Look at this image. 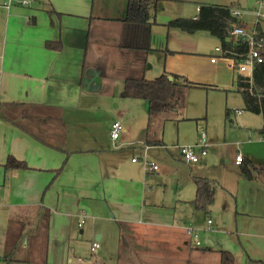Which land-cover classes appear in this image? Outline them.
Segmentation results:
<instances>
[{"label":"crops","instance_id":"obj_1","mask_svg":"<svg viewBox=\"0 0 264 264\" xmlns=\"http://www.w3.org/2000/svg\"><path fill=\"white\" fill-rule=\"evenodd\" d=\"M173 1L186 0H158L149 12L153 26L146 53L120 47L128 0H33L28 7H0V105L23 104L60 118L66 127L60 151L0 117V264H112L114 251L101 250L107 241L117 254L124 245L133 264H219L222 251L236 264H264L262 126L210 138L207 155L194 165L182 161L176 145L173 158L188 165L187 178L176 183L173 196L158 198L152 188L145 190L151 174L168 172L169 150L164 143L146 145L147 104L121 98L125 79L166 74L204 85L188 77L187 33L167 30L159 15L178 19L167 13ZM195 4L187 19L197 16L200 4L229 6ZM216 48L210 66L222 59ZM182 112L170 121L183 120ZM241 114L226 108L225 121L232 124ZM116 121L122 133L113 141L110 128ZM159 121L149 137L159 138ZM49 125L54 123L43 130L57 138ZM201 133L208 136L206 129ZM238 153L244 157L239 166ZM10 156L27 169L5 170ZM145 160L158 170L147 171ZM246 163L251 178L242 174ZM194 178L213 182L207 212L190 204ZM81 220L83 227L89 222L84 231ZM77 236L99 248L91 254L89 247V257H82L73 245ZM6 255L12 261L5 262Z\"/></svg>","mask_w":264,"mask_h":264},{"label":"trees","instance_id":"obj_2","mask_svg":"<svg viewBox=\"0 0 264 264\" xmlns=\"http://www.w3.org/2000/svg\"><path fill=\"white\" fill-rule=\"evenodd\" d=\"M158 0H128L124 23L121 48L133 49L146 53L149 51V36L153 23L149 22V12L156 8ZM235 5L223 7L212 4H200L197 16L194 19L178 18L168 21L164 27L177 29L187 34L206 32L216 38L224 56L231 57L232 54H243L247 51L245 44L229 40V32L237 20L231 16ZM259 37L264 38L262 26H257ZM132 42V43H131ZM59 46L57 45L56 48ZM169 76L162 74L154 79L148 80L143 77L126 78L124 81L121 98L141 100L147 104L148 126L146 145L163 146L161 132L159 138L149 137V132L157 121H170L176 119L187 104V93L192 88H207V86L189 82L186 78L177 75ZM253 87L251 93H241L244 110L262 118V128L258 131L264 134V64L256 67L253 73ZM0 117L8 122L18 125L25 132L38 140L50 145L57 150L64 151L66 127L62 120L52 115H40L30 107L23 104H2L0 105ZM227 117V112H226ZM49 125L51 132L57 134L54 138L46 129ZM58 123V124H56ZM5 170H25L26 164L14 157H8L3 165ZM250 163L242 166V174L251 178L249 172ZM195 196L190 204L195 210L207 212L213 203L214 186L213 182L204 178H194ZM219 264H236L234 256L227 252H220ZM5 262L12 261L9 255L3 257Z\"/></svg>","mask_w":264,"mask_h":264},{"label":"rangeland","instance_id":"obj_3","mask_svg":"<svg viewBox=\"0 0 264 264\" xmlns=\"http://www.w3.org/2000/svg\"><path fill=\"white\" fill-rule=\"evenodd\" d=\"M196 2H199V0L173 1L167 13L176 16L175 18H188L186 16H191L190 14L194 6H196ZM209 2L229 6L234 4L235 9L241 12H247L253 6V0H209ZM180 13L184 15L177 16ZM161 14L160 12L159 15L163 17L164 23H167L171 19V17ZM159 15H157V18H161ZM241 17L242 23L253 24L254 19L250 14L243 13ZM262 28L264 30V24ZM187 35V49L192 53L186 57L185 66L188 71V77L193 81L207 85V88H192L189 90L187 93V106L181 113V116L179 115L183 120L162 121L161 119L159 121L161 139L168 147L169 153H166V155L171 165L163 164L167 167L168 171L165 176L162 177L161 173L159 175L156 173L151 174L148 181L150 185H145V190L148 187L152 188L155 193H158V198L161 197L159 196L161 194L165 197L173 196L176 183L178 181L182 182L187 178L189 173L188 165H183L173 158L176 154L174 149L176 145L186 147L195 143L204 129L207 130V139L209 141L210 138L221 137L224 131H228L227 134L229 135H235L242 127L257 132L262 126V118L260 116L244 111L241 93L231 90L233 72L227 67L226 61L220 59L217 66L209 65L208 57L214 53L215 47H219V41L206 32H196ZM216 55L221 56L220 54ZM153 57L157 56L153 54ZM226 108L231 111L239 109L242 111V114L237 118L232 117L233 123L231 124L228 120L225 121L224 112ZM196 125L202 128L198 133H196ZM232 129H235L234 132L230 131ZM229 135L227 136V142L231 141ZM133 156L137 158L138 154L135 153ZM88 223L87 221L85 226H82L83 231L88 228ZM121 242H123L122 239L119 240V243ZM90 244V239L85 236H83V239L77 236L73 242V245L77 247V254H80L82 257H89ZM101 250L107 255L114 251L113 256L115 257L112 256V264H133L134 262L133 258H128L126 253L129 250L125 249L124 245H121L118 254L116 253V249L110 248L108 241ZM119 256L123 259L122 261L118 259Z\"/></svg>","mask_w":264,"mask_h":264},{"label":"built area","instance_id":"obj_4","mask_svg":"<svg viewBox=\"0 0 264 264\" xmlns=\"http://www.w3.org/2000/svg\"><path fill=\"white\" fill-rule=\"evenodd\" d=\"M33 0H3L0 7L8 11L15 4L21 7H28ZM250 14L254 21L252 25L241 22L242 14ZM231 16L237 20V24L233 25L229 32V40L233 42H240L247 46V51L243 54H232L231 57L224 56L221 47H217L215 51L221 55V58L226 61V65L233 72L231 79V90L238 93H251L253 83V73L256 67L264 64V38L259 37L257 26H263L264 24V0H253V6L251 10L247 12H241L240 10L233 9ZM264 35V30L262 29ZM215 58L211 59V62H215ZM236 114H240V111H235ZM122 133V125L116 121L111 125L110 137L113 141L119 139ZM208 140L206 133H201L197 143L193 146L179 147L178 152L182 161L189 165L198 164L202 157L207 155ZM243 155L238 153L235 156V164L241 165L244 161ZM132 162H136L133 159ZM145 167L149 172H156L158 167L153 162L144 161ZM83 220L78 224L81 228ZM210 225V221H207ZM190 234H193L190 232ZM196 239V235H191ZM199 243L195 241V246ZM99 248V243L93 242L90 246V253L93 254Z\"/></svg>","mask_w":264,"mask_h":264},{"label":"water","instance_id":"obj_5","mask_svg":"<svg viewBox=\"0 0 264 264\" xmlns=\"http://www.w3.org/2000/svg\"><path fill=\"white\" fill-rule=\"evenodd\" d=\"M169 80H171V78H169Z\"/></svg>","mask_w":264,"mask_h":264}]
</instances>
